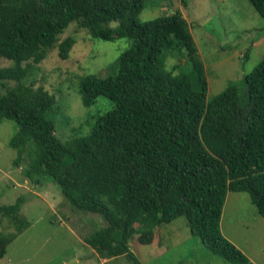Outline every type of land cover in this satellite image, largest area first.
Returning a JSON list of instances; mask_svg holds the SVG:
<instances>
[{"label":"trees","instance_id":"trees-1","mask_svg":"<svg viewBox=\"0 0 264 264\" xmlns=\"http://www.w3.org/2000/svg\"><path fill=\"white\" fill-rule=\"evenodd\" d=\"M264 17V0H249ZM144 0H0V121L13 119L9 145L26 156L22 170L37 184L56 182L74 207L100 214L107 225L85 237L103 258L127 256L142 264L130 240L152 243L154 227L184 216L190 231L214 254L252 264L221 231L227 193L245 191L264 217V57L242 76L207 98L204 64L185 17L175 11L148 21L139 14ZM75 21L92 37L126 36L130 45L113 75H82L84 106L99 95L112 107L96 115L86 135L62 141L47 112L55 96L34 80L23 81L56 47L66 59L75 43L59 34ZM182 45L195 72V88L185 73H174L164 55ZM248 52L243 54L242 61ZM36 81V80H35ZM23 196L0 204V217L13 225L0 233V256L29 221L21 213Z\"/></svg>","mask_w":264,"mask_h":264},{"label":"rangeland","instance_id":"rangeland-1","mask_svg":"<svg viewBox=\"0 0 264 264\" xmlns=\"http://www.w3.org/2000/svg\"><path fill=\"white\" fill-rule=\"evenodd\" d=\"M179 11L189 23L198 54L208 81L207 98L223 90L231 81L241 86L244 73L251 71L264 57V17L249 0H144L141 21ZM75 38L69 55L62 59L54 46L23 81L44 86L55 96V104L47 112L54 122L55 134L62 141L91 130L95 117L108 111L112 101L99 95L86 107L81 100L78 81L87 73L100 76L116 72L118 58L131 40L126 36L104 40L92 37L75 21L59 34ZM164 55L166 68L178 65L174 73L187 74L195 88V72L177 40ZM248 52L242 61L243 54ZM12 60L1 57L0 67ZM36 80V81H35ZM14 84L0 83V92ZM17 130L13 119L0 121V204H11L23 196L21 213L29 225L6 246L0 264H134L127 256L104 260L85 241L93 230L107 225L103 217L81 210L68 202L59 185L50 177L32 183L23 174L26 156L14 160L18 150L9 145ZM220 227L223 235L239 247L252 264H264V217L245 191H229L223 206ZM13 225L0 217V233L10 234ZM154 241L140 243L138 233L130 240V249L142 264H237L211 252L190 231L184 216L154 227ZM107 258V257H106Z\"/></svg>","mask_w":264,"mask_h":264},{"label":"crops","instance_id":"crops-1","mask_svg":"<svg viewBox=\"0 0 264 264\" xmlns=\"http://www.w3.org/2000/svg\"><path fill=\"white\" fill-rule=\"evenodd\" d=\"M108 259H111V258H104L105 261L108 260Z\"/></svg>","mask_w":264,"mask_h":264}]
</instances>
